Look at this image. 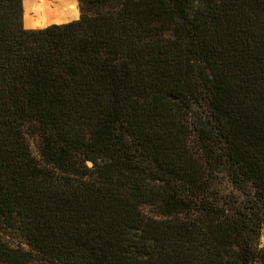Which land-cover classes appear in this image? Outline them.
<instances>
[{
	"label": "trees",
	"instance_id": "16d2710c",
	"mask_svg": "<svg viewBox=\"0 0 264 264\" xmlns=\"http://www.w3.org/2000/svg\"><path fill=\"white\" fill-rule=\"evenodd\" d=\"M79 3L0 0V264H264V0Z\"/></svg>",
	"mask_w": 264,
	"mask_h": 264
},
{
	"label": "bare ground",
	"instance_id": "6f19581e",
	"mask_svg": "<svg viewBox=\"0 0 264 264\" xmlns=\"http://www.w3.org/2000/svg\"><path fill=\"white\" fill-rule=\"evenodd\" d=\"M24 3L25 19L30 18L44 25L54 24L52 22L55 20L78 16L77 0H24Z\"/></svg>",
	"mask_w": 264,
	"mask_h": 264
},
{
	"label": "rangeland",
	"instance_id": "374dc122",
	"mask_svg": "<svg viewBox=\"0 0 264 264\" xmlns=\"http://www.w3.org/2000/svg\"><path fill=\"white\" fill-rule=\"evenodd\" d=\"M24 10H25V3H24ZM77 10H78V16L72 17V18H67V19H60V20H55L52 23L60 22V21H65V20H75L81 15V9H80V3L79 0H77ZM28 20H32L30 18H27ZM24 22H25V11H24ZM49 23V22H48ZM47 23V24H48ZM32 150L33 152L37 155L38 154V146L36 143H32ZM262 245H264V238H262Z\"/></svg>",
	"mask_w": 264,
	"mask_h": 264
},
{
	"label": "water",
	"instance_id": "95a60500",
	"mask_svg": "<svg viewBox=\"0 0 264 264\" xmlns=\"http://www.w3.org/2000/svg\"><path fill=\"white\" fill-rule=\"evenodd\" d=\"M24 0H23V23H24ZM81 18V15H79V18L78 19H76V20H72V21H68V22H65V23H54V24H50V25H47V26H44V27H38V28H26L25 27V23H24V27L26 28V29H43V28H46V27H49V26H52V25H63V24H68V23H71V22H73V21H77V20H79Z\"/></svg>",
	"mask_w": 264,
	"mask_h": 264
}]
</instances>
